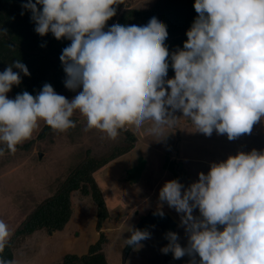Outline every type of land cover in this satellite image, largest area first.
<instances>
[{
    "label": "clouds",
    "instance_id": "9594fccd",
    "mask_svg": "<svg viewBox=\"0 0 264 264\" xmlns=\"http://www.w3.org/2000/svg\"><path fill=\"white\" fill-rule=\"evenodd\" d=\"M117 0H27L34 31L51 33L70 44L59 59L69 100L44 84L8 98L21 74L19 59L0 72V157L31 138L43 121L57 133L75 128L79 113L85 131L115 140L129 126L163 138L176 113L195 130L229 141L251 134L264 120V0H195L197 13L183 48L170 55L167 27L156 17L147 25L106 22L116 15ZM6 35L0 29V37ZM171 61V65L169 64ZM171 66L174 76L167 78ZM16 69L17 71H14ZM159 200L182 214L187 245L169 233L163 249L190 264H264V150L238 152L212 163L207 174L185 187L166 182ZM194 210L199 215L194 216ZM125 244L137 245L149 234L131 229ZM0 220V254L10 242ZM0 264H13L0 255Z\"/></svg>",
    "mask_w": 264,
    "mask_h": 264
},
{
    "label": "rangeland",
    "instance_id": "374dc122",
    "mask_svg": "<svg viewBox=\"0 0 264 264\" xmlns=\"http://www.w3.org/2000/svg\"><path fill=\"white\" fill-rule=\"evenodd\" d=\"M124 3L128 8L143 9L153 0H124ZM167 78L173 77L167 74ZM66 90L57 93L69 100L77 94ZM7 95L15 98L11 91ZM176 116L175 125L166 127L161 139L129 126L137 137L134 149L94 173L108 212L101 226L108 264H190L192 258L187 255L175 259L172 254L166 258L163 252L166 246L156 226L148 228V238L127 255L124 254L125 240L140 219L154 211L167 213L175 221L178 241L186 247L182 214L159 200L163 185L177 180L187 187L197 181L198 173L207 174L212 163L222 162L238 152L264 150V120L253 126L251 134L229 141L226 135L215 132L205 136L181 113L177 112ZM72 119L76 123L73 130L49 133L42 139L38 137L46 124L41 121L30 139L18 145L15 152H6L0 157V220L8 225L11 234L37 203L56 193L86 150L93 156H101L122 139L121 134L115 140H108L98 130L85 131L86 120L78 112ZM131 168L134 173H126ZM181 168L185 170L183 178L179 174ZM72 205L73 214L62 232H36L16 242L13 264H54L65 254L83 255L97 239L93 231L94 206L88 198L79 195H74ZM193 215L198 216V210ZM194 259L198 264L199 257Z\"/></svg>",
    "mask_w": 264,
    "mask_h": 264
},
{
    "label": "trees",
    "instance_id": "16d2710c",
    "mask_svg": "<svg viewBox=\"0 0 264 264\" xmlns=\"http://www.w3.org/2000/svg\"><path fill=\"white\" fill-rule=\"evenodd\" d=\"M26 2L27 0H0V29L6 30V35L0 37V71H4L17 59L26 65L30 75L21 74V83L13 86L11 90L15 96L24 91L35 96L46 83L50 84L56 93L63 91L65 74L59 57L70 41L63 38L57 40L51 33L45 36L36 34L35 24L31 20L32 13L22 8V4ZM194 2L195 0H153L151 5L138 9L125 7L124 0H117L118 4L114 6L116 15L106 22L105 30L115 23L144 26L152 17H156L167 27L168 37L165 45L171 55L182 49L187 40L186 32L197 16L193 7ZM169 64L171 65L170 60ZM168 75L174 76L171 66ZM49 133L55 132L45 125L38 138L42 139ZM120 134L122 135L120 142L101 156L91 155L90 150L85 151L81 161L60 184L56 193L37 203L21 220L12 232L9 244L0 255L12 261L16 242L28 239L36 232L47 234L62 232L73 214L74 195H79L88 198L94 206L93 231L97 234V239L87 247L83 255L65 254L54 264H108L103 251L106 240L101 229L108 212L94 173L134 149L137 142L135 134L128 128L122 130ZM125 171L133 172V168ZM184 173V168H181L180 178H183Z\"/></svg>",
    "mask_w": 264,
    "mask_h": 264
},
{
    "label": "water",
    "instance_id": "95a60500",
    "mask_svg": "<svg viewBox=\"0 0 264 264\" xmlns=\"http://www.w3.org/2000/svg\"><path fill=\"white\" fill-rule=\"evenodd\" d=\"M152 226H156L160 229L162 239L166 246L169 244L168 234H176L175 221L167 213H156L154 211H150L146 216L142 217L134 229L146 232V230ZM134 246L135 245L129 246L126 244L124 248V254L127 255L129 251L134 248ZM171 255L172 253L168 252L166 254V258L168 259Z\"/></svg>",
    "mask_w": 264,
    "mask_h": 264
}]
</instances>
